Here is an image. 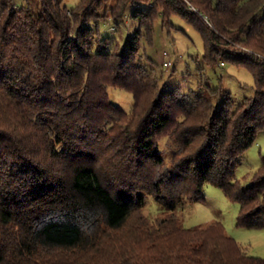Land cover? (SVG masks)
Here are the masks:
<instances>
[{"label": "trees", "instance_id": "obj_1", "mask_svg": "<svg viewBox=\"0 0 264 264\" xmlns=\"http://www.w3.org/2000/svg\"><path fill=\"white\" fill-rule=\"evenodd\" d=\"M173 15L207 65L247 69L254 94L236 104L203 77L161 88L139 46ZM263 130L264 0H0V264H264L221 222L187 227L172 210L211 184L238 225L264 228V153L249 184L236 178ZM147 193L171 211L145 215Z\"/></svg>", "mask_w": 264, "mask_h": 264}, {"label": "rangeland", "instance_id": "obj_2", "mask_svg": "<svg viewBox=\"0 0 264 264\" xmlns=\"http://www.w3.org/2000/svg\"><path fill=\"white\" fill-rule=\"evenodd\" d=\"M77 0H64L70 8ZM174 27H163L160 20L155 22L153 43L147 44L144 39L140 41V52L148 68L159 78V86L165 88L179 87L185 91L192 87L197 89L198 80L212 87H224L228 90L236 104L245 97L254 94V82L251 73L245 68H238L230 64L209 66L203 59V45L200 35L178 15L171 18ZM111 24H105V34H112ZM114 24H112L113 26ZM119 25V24H118ZM119 30H116L118 29ZM136 28L134 19H126L116 30L120 45L125 48L128 38ZM170 61V63L168 62ZM168 63V65L166 64ZM111 101L128 111L132 104V93L117 87H108ZM160 145L163 157L169 160L170 148ZM261 153H264V130L261 131L253 145L249 147L240 158L236 178L244 185L251 182L252 174L261 162ZM182 225L204 226L211 221H219L226 232L233 236L249 254L264 257V228H250L237 223L239 204L225 196L218 186L208 184L204 187L203 195L199 198H185L172 209ZM170 208L159 203L152 193L146 194V205L143 208L145 215L151 219L170 212Z\"/></svg>", "mask_w": 264, "mask_h": 264}, {"label": "built area", "instance_id": "obj_3", "mask_svg": "<svg viewBox=\"0 0 264 264\" xmlns=\"http://www.w3.org/2000/svg\"><path fill=\"white\" fill-rule=\"evenodd\" d=\"M170 63V61H168ZM166 64L168 65V63L166 62Z\"/></svg>", "mask_w": 264, "mask_h": 264}]
</instances>
